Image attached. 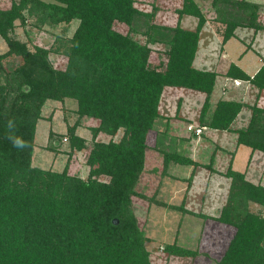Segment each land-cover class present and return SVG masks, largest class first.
I'll use <instances>...</instances> for the list:
<instances>
[{"label": "trees", "instance_id": "16d2710c", "mask_svg": "<svg viewBox=\"0 0 264 264\" xmlns=\"http://www.w3.org/2000/svg\"><path fill=\"white\" fill-rule=\"evenodd\" d=\"M155 1L9 0L0 6V39L7 46L0 53V264H151L132 201L143 197L136 185L148 134L158 132L165 169L170 162L198 164L162 148L166 133L156 124L163 118L159 107L167 88L203 94L197 125L233 131L236 145L248 146L251 155L264 153V106L257 103L264 92V62L253 75L235 63L223 73L249 82L256 89L254 102L219 97L213 103L218 72L193 65L206 12L198 0H159L171 2L175 20L157 22L164 6ZM261 7L251 0H210L211 20L223 27L222 46L239 27L264 31ZM184 15L197 18L194 29L180 25ZM29 20L40 33L59 26L61 31L51 42L31 40L30 45L15 34L16 21L26 27ZM72 22L76 26L66 36ZM51 55L61 62L55 64ZM47 100L71 102L76 115L64 134L50 130L44 146L68 155L61 170L33 164L37 124ZM244 106L250 116L234 128ZM9 119L29 148L18 150L6 139ZM80 127L89 130L90 140L78 133ZM65 134L68 149H61ZM78 152L84 153L86 177L71 169ZM219 173L229 179L228 192L211 218L234 231L217 264H264V215L250 209L251 204L264 208V185L231 164ZM164 250L195 254L176 244Z\"/></svg>", "mask_w": 264, "mask_h": 264}, {"label": "rangeland", "instance_id": "374dc122", "mask_svg": "<svg viewBox=\"0 0 264 264\" xmlns=\"http://www.w3.org/2000/svg\"><path fill=\"white\" fill-rule=\"evenodd\" d=\"M251 1L262 5L261 17L264 19V0ZM155 2L164 6L156 13V21L173 23L175 15L169 10L172 8L171 2H159V0ZM198 2L206 12L208 21L200 32L193 65L200 69L218 72L216 92L212 97V102L215 103L219 97H230L229 93H225V88L241 83L240 80L236 82L233 79L223 81L225 76L222 73L231 62L241 67L246 66L249 72L255 70L251 68L260 66V61L264 62L263 58L258 57V54L262 55L264 52V31L255 32L252 28L239 27L235 30V36L231 37L223 48L219 31L223 27L211 20L215 14L209 9L210 0H198ZM8 4L9 0H0V6ZM139 4L145 10L151 9L147 2ZM196 24L197 18L191 15H184L180 21L182 27L190 29H194ZM75 26V22H72L66 36L72 34ZM61 27L43 34L32 26L30 20L26 22V27L16 21L15 34L29 44L31 40L44 44L51 42L53 35L60 32ZM125 29L120 27L121 31ZM25 30L28 32L26 33ZM254 33H257L256 38ZM259 43L263 47H261L262 51ZM6 49V43L0 39V53ZM51 59L57 65L61 62L60 57L55 55H51ZM16 62L17 59H13L12 64ZM231 95L234 96L232 98L252 103L256 99V89L249 82L243 81L239 89L233 90ZM203 98V94L188 89H165L159 107L163 118H160L156 124L161 132L166 133L162 136L163 149L175 150L198 164L181 165L170 162L165 169L163 156L158 149L159 145L157 147L156 144L157 130L151 131L147 137L148 148L144 170L136 185V191L143 197L133 196L132 201L139 226L147 239L145 245L150 252L151 264H217L234 231L233 227L211 218L224 204L228 192L229 179L219 171L226 170L231 164L233 169L245 171L247 179L264 185L263 152L255 151L251 155L248 146L236 145V133L233 131L215 130L197 125ZM257 103L264 106V92L260 94ZM73 109L71 102L61 103L55 100L45 102L42 119L39 120L36 129L34 165L52 170L63 168L68 155L64 152L54 153L44 146L50 130L64 134L68 125L75 122L76 115ZM250 113L248 106H244L233 127L243 126ZM86 124L87 122L84 125ZM191 125L200 127L201 134L193 136L194 133L188 130V126ZM78 133L87 137V141L90 140L87 128H78ZM67 143L65 134L61 139V149H68ZM212 155L214 160L211 161ZM70 163L73 172L86 177L88 167L83 152L75 153ZM180 207L186 210L183 211ZM250 209L264 215V208L256 204H251ZM172 244L195 254L187 256L167 254L164 247Z\"/></svg>", "mask_w": 264, "mask_h": 264}, {"label": "clouds", "instance_id": "9594fccd", "mask_svg": "<svg viewBox=\"0 0 264 264\" xmlns=\"http://www.w3.org/2000/svg\"><path fill=\"white\" fill-rule=\"evenodd\" d=\"M6 139H8L12 146L18 150H24L29 148L31 145L29 144L28 141L24 140L22 137L15 135V130H16V123L15 120L9 119L6 122Z\"/></svg>", "mask_w": 264, "mask_h": 264}, {"label": "crops", "instance_id": "0c3cea01", "mask_svg": "<svg viewBox=\"0 0 264 264\" xmlns=\"http://www.w3.org/2000/svg\"><path fill=\"white\" fill-rule=\"evenodd\" d=\"M256 34L257 33H254V37L256 38ZM225 45V44H224ZM224 45L222 46L223 48H224ZM257 47V46H256ZM261 47H262V45H260V43H259V48H260V51H262L261 50ZM258 48V47H257ZM263 48V47H262ZM258 57L260 58V59H262L263 58V60H264V52H263V54L261 55V54H258ZM231 63H233V62H231ZM258 63H259V61H258ZM263 64V62L262 61H260V66ZM237 65V64H236ZM238 66V65H237ZM260 66L259 65H257V66H255V67H253V68H251L252 70H254V71H252V72H249V71H247L246 70V66H240L239 65V67L240 68H242L247 74H249V75H253V74H255L256 72H257V70L260 68ZM250 67V66H249ZM227 70V69H226ZM225 70V71H226ZM224 73V72H223ZM222 73V74H223ZM227 79H231V78H227V77H224V79H223V81L224 80H227ZM236 82H238V80H235ZM225 82V81H224ZM240 82L242 83L243 81H241L240 80ZM246 82V81H245ZM241 83H236V85H234V86H230L229 88H225L226 89V91H225V93H229V95H230V97H225V98H232V97H234V96H232L231 95V93L233 92V90H236L237 91V89H239V86L241 85ZM215 87H217V81H216V86ZM216 91H215V89H214V92H213V95H214V93H215ZM238 100H240V99H238ZM242 101H243V99H241ZM246 102V101H245Z\"/></svg>", "mask_w": 264, "mask_h": 264}, {"label": "built area", "instance_id": "2783aa9c", "mask_svg": "<svg viewBox=\"0 0 264 264\" xmlns=\"http://www.w3.org/2000/svg\"><path fill=\"white\" fill-rule=\"evenodd\" d=\"M188 130H190L191 132H193L195 135H200L202 132V129L200 127H194V126H188Z\"/></svg>", "mask_w": 264, "mask_h": 264}, {"label": "water", "instance_id": "95a60500", "mask_svg": "<svg viewBox=\"0 0 264 264\" xmlns=\"http://www.w3.org/2000/svg\"><path fill=\"white\" fill-rule=\"evenodd\" d=\"M113 222H114V223H117V219H113Z\"/></svg>", "mask_w": 264, "mask_h": 264}]
</instances>
